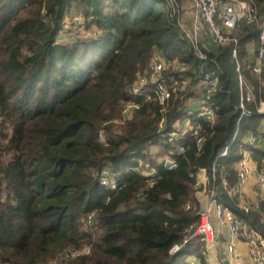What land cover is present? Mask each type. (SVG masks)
Masks as SVG:
<instances>
[{"label": "trees", "instance_id": "obj_1", "mask_svg": "<svg viewBox=\"0 0 264 264\" xmlns=\"http://www.w3.org/2000/svg\"><path fill=\"white\" fill-rule=\"evenodd\" d=\"M242 1L264 10V0ZM73 14L84 23L67 28ZM259 34L246 22L234 34L256 98L245 102L254 115L241 117L234 46L198 59L167 0H0V264H48L85 246H91L89 255L62 264L203 259L198 239L170 253L199 224L197 211L186 206L198 209L201 170L220 188L219 201L264 237V200L259 212L245 214L221 188L223 179L236 185V166L246 152L264 171V114L257 113L264 102V68L260 76L252 71ZM156 54L185 66L188 90L165 112L149 90L148 101L137 99L141 108L132 119L117 124L123 105L134 100L131 84ZM205 77L219 79L215 123L192 118L205 139L200 147L190 131L169 142L190 101L204 98L206 88L199 84ZM162 120L166 129L159 132ZM250 133L260 136V146L244 142ZM166 159L177 167L166 168ZM138 161L156 169L153 186L133 171ZM105 168L119 173L117 192L101 186ZM91 214L93 225L86 228L82 220Z\"/></svg>", "mask_w": 264, "mask_h": 264}, {"label": "built area", "instance_id": "obj_2", "mask_svg": "<svg viewBox=\"0 0 264 264\" xmlns=\"http://www.w3.org/2000/svg\"><path fill=\"white\" fill-rule=\"evenodd\" d=\"M169 10L172 17L177 16V26L183 38L188 42L191 51L200 60L207 59V53L215 48L234 46L233 59L236 60V72L238 74V85L241 91V117H251L253 112L245 108V102L255 101V95L252 88L247 84L243 75V66L238 61L237 45L238 39L235 37V32L241 22H246L248 25H256L260 31L259 48L255 54L253 73L256 76L262 74L264 68V10L258 12L248 2L242 0H185L186 7H183L178 0H167ZM71 19V20H69ZM67 20L66 27L70 28L71 24L82 26L84 19L76 14H73ZM96 30L91 32L94 36ZM191 84V77L185 73V66L177 60H170L161 54H156L152 59L148 70L144 74L137 76L136 80L129 88L130 95L134 100L123 105L121 111V119L117 120V124H122L132 119L135 111L141 108V103L137 99H150L149 90H154V95L158 103L163 107L162 112L166 111L169 102L172 99H177L178 96L188 90ZM200 88H206L204 98L199 101L191 100L192 107L189 109L187 117L178 121L174 130L169 135V142H175L179 137L184 136L189 131L197 138V145L200 147L204 142V137L201 132V125L191 124L192 118L213 125L217 118L214 107V98L220 89L219 79L205 77L199 84ZM199 88V89H200ZM257 113L264 114V102L260 101L257 106ZM166 129L165 120H162L158 125L159 132ZM264 129V128H263ZM236 137V136H235ZM234 137V139H235ZM100 142H105L103 134L99 136ZM260 136L252 133L248 134L244 142L252 147L260 146ZM228 149H225L221 157L227 155ZM181 153L185 150L181 149ZM250 153H245L244 158L236 166L237 183L231 186L228 180L223 179L221 188L226 192L231 199L238 202L239 209L245 213L260 211V202L264 200V171L259 172L256 167H252L247 160ZM166 168L172 170L177 167L175 161L166 159L164 161ZM136 173L141 172L143 176L148 178L149 186H153L154 179L157 176L156 169L145 167L142 161H138V166L133 168ZM206 172L201 170L197 174L195 189L197 194L204 192L207 196V203L201 206L199 203L198 209L196 206H186V210L192 208L199 215V224L192 231L190 237L186 238L180 245H175L170 253L179 252L192 239H198L204 244L202 258L196 264L209 262V253L218 244V234L221 228H228L230 232V242L228 252L235 254L237 245L245 243L248 250V256L252 264H264V237L251 225L242 221L230 208L219 201L220 188L210 181L208 175L204 181L200 173ZM256 177L257 184L261 194L259 199L253 203H243L239 200V189L248 184L251 178ZM100 184L106 190L117 192L120 186V175L110 169H103L99 176ZM215 180V177H213ZM95 215L91 214L82 220L84 226L89 228L93 225ZM91 246H85L83 249H69L64 252L61 257L63 260H72L81 256L89 255ZM203 262V263H202ZM48 264H61L58 259L51 261ZM189 264H194L190 262Z\"/></svg>", "mask_w": 264, "mask_h": 264}, {"label": "crops", "instance_id": "obj_3", "mask_svg": "<svg viewBox=\"0 0 264 264\" xmlns=\"http://www.w3.org/2000/svg\"><path fill=\"white\" fill-rule=\"evenodd\" d=\"M252 167H256V163L252 160L251 155L249 154L247 159ZM201 178L206 181L207 173L201 172ZM261 191L259 190L256 177L251 178L248 184L239 189V200L243 203H253L259 199ZM197 199L201 206H204L207 203V196L204 192L197 194ZM230 242V232L228 228H221L218 234V244L217 246L210 251L209 253V262L203 264H252L248 256V250L245 243H239L237 245V250L235 254L231 255L228 252V246ZM190 262L196 264L199 262V258L190 257L187 261V264Z\"/></svg>", "mask_w": 264, "mask_h": 264}, {"label": "rangeland", "instance_id": "obj_4", "mask_svg": "<svg viewBox=\"0 0 264 264\" xmlns=\"http://www.w3.org/2000/svg\"><path fill=\"white\" fill-rule=\"evenodd\" d=\"M178 1L181 3V5H182L183 7H186L185 0H178ZM23 16H24V17H27L28 15L24 14ZM69 20H71V19H69ZM58 261H60L61 264H62V261H64V260H63V257L60 256V257L58 258Z\"/></svg>", "mask_w": 264, "mask_h": 264}]
</instances>
